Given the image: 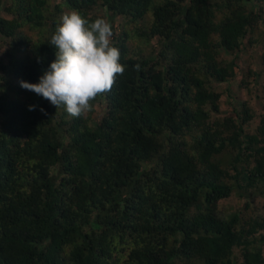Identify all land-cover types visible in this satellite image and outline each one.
<instances>
[{"label": "trees", "instance_id": "trees-1", "mask_svg": "<svg viewBox=\"0 0 264 264\" xmlns=\"http://www.w3.org/2000/svg\"><path fill=\"white\" fill-rule=\"evenodd\" d=\"M72 10L109 23L125 67L97 120L19 83ZM250 30L264 0H0V264H264V85L226 115L216 90Z\"/></svg>", "mask_w": 264, "mask_h": 264}, {"label": "clouds", "instance_id": "clouds-1", "mask_svg": "<svg viewBox=\"0 0 264 264\" xmlns=\"http://www.w3.org/2000/svg\"><path fill=\"white\" fill-rule=\"evenodd\" d=\"M112 35L111 26L103 18L90 23L76 10L62 14L50 38L56 49L54 61L43 70L38 83L21 81L20 87L46 99L56 109L63 107L72 117L86 114L91 110L90 102L109 91L116 76L125 71L119 63V49L111 44Z\"/></svg>", "mask_w": 264, "mask_h": 264}, {"label": "rangeland", "instance_id": "rangeland-1", "mask_svg": "<svg viewBox=\"0 0 264 264\" xmlns=\"http://www.w3.org/2000/svg\"><path fill=\"white\" fill-rule=\"evenodd\" d=\"M122 25H126L127 28L131 27V25H127V23L119 17L113 19V27L115 28L116 35L121 32ZM248 33L249 37L253 40L254 43L250 45L249 43H247V39H245L243 41V46L246 47H243L236 53V67L234 69L235 76L226 83L216 85L217 91H225L226 93V96H223L224 100L222 105L224 115L232 113L233 109H238L240 102L248 103V99L250 97V89L259 91V88L264 85V61L262 59V56L264 54V34H262L260 30L255 32L253 30H250ZM129 41L131 44L133 43V40ZM255 41L257 43L256 45ZM7 43L8 40L0 36V45H4L3 47H8ZM227 58L230 59V56H227ZM258 74L261 75V77ZM263 104L264 102H261V104L252 103L249 106V109L250 107H252L253 109L258 108L257 112L254 115L252 110L250 109V112L253 116V119L251 123H249V126L247 128L250 133L256 131L254 127L258 123L259 117L261 118L264 114V110L262 109ZM103 108L104 105L94 103L92 105L93 113L91 114V119L97 120L98 117L102 114ZM242 200L244 199L240 198L241 203ZM240 202L235 203L234 211L237 210L236 205ZM228 203L229 199L223 201L219 205L224 214H226L225 207ZM260 205L261 211L264 212L263 199L261 200Z\"/></svg>", "mask_w": 264, "mask_h": 264}]
</instances>
